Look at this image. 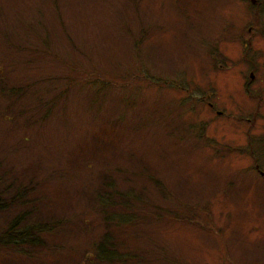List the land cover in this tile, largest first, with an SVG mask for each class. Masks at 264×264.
I'll return each mask as SVG.
<instances>
[{
  "label": "rangeland",
  "instance_id": "obj_1",
  "mask_svg": "<svg viewBox=\"0 0 264 264\" xmlns=\"http://www.w3.org/2000/svg\"><path fill=\"white\" fill-rule=\"evenodd\" d=\"M0 160L67 221L0 264H98L110 181L143 264H264V0H0Z\"/></svg>",
  "mask_w": 264,
  "mask_h": 264
},
{
  "label": "trees",
  "instance_id": "obj_2",
  "mask_svg": "<svg viewBox=\"0 0 264 264\" xmlns=\"http://www.w3.org/2000/svg\"><path fill=\"white\" fill-rule=\"evenodd\" d=\"M20 89L19 91H22ZM2 161L0 160V170ZM0 173V213L19 208L9 221L2 235L0 247L11 252L31 254L46 247L44 237L57 235L67 221L38 222L32 220L38 199H34L39 182L32 179H19L14 172ZM97 204L103 209L106 231L94 248L95 261L98 264H143L139 253L116 242L113 231L131 227L136 221V206L139 205L137 194L119 191L110 181L102 193L98 194ZM113 209L114 211H108ZM34 251V252H35ZM37 257V255L35 256Z\"/></svg>",
  "mask_w": 264,
  "mask_h": 264
}]
</instances>
